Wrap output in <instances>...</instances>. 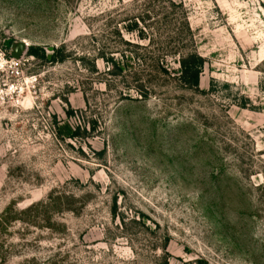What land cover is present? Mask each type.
<instances>
[{"label": "rangeland", "instance_id": "obj_1", "mask_svg": "<svg viewBox=\"0 0 264 264\" xmlns=\"http://www.w3.org/2000/svg\"><path fill=\"white\" fill-rule=\"evenodd\" d=\"M182 1L0 0V264H264V0Z\"/></svg>", "mask_w": 264, "mask_h": 264}, {"label": "trees", "instance_id": "obj_2", "mask_svg": "<svg viewBox=\"0 0 264 264\" xmlns=\"http://www.w3.org/2000/svg\"><path fill=\"white\" fill-rule=\"evenodd\" d=\"M165 4H167L168 9L170 10H174V9L181 10L179 12L180 28H178L176 31L178 36L182 37L184 34L187 33L190 36L191 40H193L194 34L189 24L188 12L184 2L182 0H165ZM135 25H137V22H135ZM58 51L59 49H57L52 54L53 60L56 59ZM28 54L35 57L46 58V53L40 47L35 45L30 46L28 48ZM203 61L204 60L202 56L199 55L196 49H192L187 53H183L179 55L178 63L181 73L180 79L182 80L183 83L194 86H197L199 84V77H200L201 69L203 67ZM158 65L161 66V68L165 69L166 68L165 60L163 59L159 61Z\"/></svg>", "mask_w": 264, "mask_h": 264}, {"label": "water", "instance_id": "obj_3", "mask_svg": "<svg viewBox=\"0 0 264 264\" xmlns=\"http://www.w3.org/2000/svg\"><path fill=\"white\" fill-rule=\"evenodd\" d=\"M26 43L21 42L17 45L16 49L13 51L12 56L16 59H19L22 55V52L25 50Z\"/></svg>", "mask_w": 264, "mask_h": 264}, {"label": "built area", "instance_id": "obj_4", "mask_svg": "<svg viewBox=\"0 0 264 264\" xmlns=\"http://www.w3.org/2000/svg\"><path fill=\"white\" fill-rule=\"evenodd\" d=\"M16 59V58H15Z\"/></svg>", "mask_w": 264, "mask_h": 264}]
</instances>
